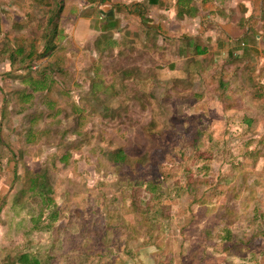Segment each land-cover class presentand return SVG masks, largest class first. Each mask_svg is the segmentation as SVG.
<instances>
[{
  "label": "rangeland",
  "instance_id": "obj_1",
  "mask_svg": "<svg viewBox=\"0 0 264 264\" xmlns=\"http://www.w3.org/2000/svg\"><path fill=\"white\" fill-rule=\"evenodd\" d=\"M61 1L0 77V264H264V60L176 49L123 9L77 42Z\"/></svg>",
  "mask_w": 264,
  "mask_h": 264
},
{
  "label": "crops",
  "instance_id": "obj_2",
  "mask_svg": "<svg viewBox=\"0 0 264 264\" xmlns=\"http://www.w3.org/2000/svg\"><path fill=\"white\" fill-rule=\"evenodd\" d=\"M53 1L0 0V77L8 73L6 65L17 70L23 55L36 56L39 24L54 19L47 13ZM64 4L77 42L94 39L113 23L122 25L118 13L123 9L139 17L147 35L157 30L162 43L173 40L176 49L190 42L197 54L209 52L214 59L220 54L250 64L252 58L264 60V0H64ZM108 11L112 18L106 16Z\"/></svg>",
  "mask_w": 264,
  "mask_h": 264
},
{
  "label": "trees",
  "instance_id": "obj_3",
  "mask_svg": "<svg viewBox=\"0 0 264 264\" xmlns=\"http://www.w3.org/2000/svg\"><path fill=\"white\" fill-rule=\"evenodd\" d=\"M48 24H51V26L53 25V27H52V30H51V34H50V37H53V35L52 34H55L57 31H58V27H57V25L54 23V20H52V19H50L49 20V22H48ZM50 37H49V40L48 41H51L52 39H50ZM54 48V43H51V44H46V46H45V48H44V53H46V52H48L49 50L51 51V49H53ZM247 122H249V120H247ZM120 152H117V153H115V154H113L112 155V160L113 161H120V160H123L124 159V156H123V154H119ZM151 183V182H150ZM152 189V188H151ZM129 212H133V209H131V210H129ZM134 216H131L130 218V220H128L129 221V229H130V231L132 230V232H133V237L134 236H136L137 234H136V232L135 231H141V230H148V232H151L150 231V227L148 226L149 225V223L147 222V221H145L144 220V215L142 214V216H141V218L140 219H137V218H133ZM150 219H152V217L150 218L149 217V220ZM142 229H141V228ZM101 229L103 230V231H105L106 230V226H102L101 227ZM92 229H90V231H91ZM99 231V230H98ZM95 233H97V231L95 230L94 231V234ZM100 233H102V232H100ZM148 235H150V233H148ZM230 239V240H229ZM226 240L227 241H233L232 240V236L230 235V232H227V236H226ZM86 246V247H85ZM84 247H83V249L81 250V253H82V255H83V257H88V255L90 256V253L92 252V248H96V247H92V246H90V245H85ZM227 248H229L228 246L226 247V249ZM154 249V246L153 245H150V246H147L146 248H142L141 249V252L142 253H149V252H151L152 250ZM147 263H145V264H153V259H151L150 257H146V260H145ZM17 262L19 263V264H39L38 262H37V260L35 259V258H28L25 254H20L19 256H18V259H17ZM98 264H103V262H100V263H98Z\"/></svg>",
  "mask_w": 264,
  "mask_h": 264
},
{
  "label": "water",
  "instance_id": "obj_4",
  "mask_svg": "<svg viewBox=\"0 0 264 264\" xmlns=\"http://www.w3.org/2000/svg\"><path fill=\"white\" fill-rule=\"evenodd\" d=\"M107 16L111 17L112 16V11L107 12Z\"/></svg>",
  "mask_w": 264,
  "mask_h": 264
}]
</instances>
